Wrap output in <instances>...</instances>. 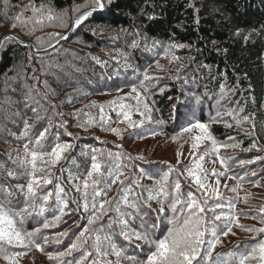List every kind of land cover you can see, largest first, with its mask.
Instances as JSON below:
<instances>
[{"label":"trees","instance_id":"trees-1","mask_svg":"<svg viewBox=\"0 0 264 264\" xmlns=\"http://www.w3.org/2000/svg\"><path fill=\"white\" fill-rule=\"evenodd\" d=\"M86 2L87 0H0V38L5 34H12L21 40L30 41L35 49L47 48L69 29L71 23L64 32L50 38H43V34L38 37V30L34 31L36 34H26L34 26L11 27V21L16 15L28 18L25 19L28 22L29 18L34 21L37 17L38 14L31 16L25 12L24 5L45 4L55 13L67 12L73 20L78 14L73 11L74 6L84 5ZM253 29L256 32H252ZM237 30H240V35H236ZM250 32L251 37L245 41L244 37ZM143 38L147 39V46ZM134 40L140 41L139 47H130ZM153 41L158 43L153 46ZM171 44L186 47L172 48L166 53ZM121 52L129 54L126 60L120 55ZM168 53L169 64L162 67L160 72L164 74L163 83L168 86L162 88L161 94L151 93L149 89L151 95L148 96L144 87H140L143 73L147 70L154 79V74L159 69L157 62ZM105 61L106 64L103 63ZM126 62L131 67H124ZM133 84L149 106L151 120L145 119L136 110V100L133 98L135 94L127 95L131 93ZM149 84L145 82V87ZM181 87L193 89V94L197 96L185 97ZM117 88L122 91L118 92ZM222 89L227 93L223 98ZM30 94L31 99H26ZM117 97H124L122 102L131 106L133 120L144 119L139 128H129L126 122H122L123 117H118L117 112L108 107V102ZM194 97L197 99L194 100ZM6 98L12 103L7 102ZM175 101L177 103L173 104ZM92 102L105 106L104 113L110 118L111 127L122 130L120 136L99 126V107H85ZM32 108L40 111L42 120H36ZM79 109H83L84 113H91L97 123L87 128L77 127L78 117L73 113ZM227 112L232 115L228 116ZM57 113H63V116ZM251 114H255L254 132L248 122L238 126L234 119L237 115L242 117ZM163 116H168L167 124L161 125L165 135L159 137L163 143H171L173 135L181 132V128L199 121L209 125L214 138L224 139L223 145L227 144L226 141L235 145L230 152L236 151L234 153H237V159L246 163H242L240 168L249 167L244 171L247 173V181L243 180L241 184L249 185L252 190L250 196L258 198L239 201L229 195L221 197L225 199V204L228 200H233L235 208L232 209V214L241 218L242 222L238 220L239 224L246 228L264 227L261 222L264 220V212H261L264 208V0H113L104 11L94 13L76 26L65 41L49 50L36 52L31 46L20 45L14 40L4 41L0 48V164L5 165L0 169V184L5 187L21 184L26 189L28 183L26 178L7 177L9 170H17L9 156L12 159L17 155L23 156V145L28 143L27 138L20 136L24 120L35 124L33 131L43 130L50 120L53 125L51 132L58 133L61 142L73 143L75 148L70 155L79 157L82 149L113 152L122 149L119 142L124 139L133 141L156 137V133L153 135L151 130L156 127V124H152L153 119H163ZM80 119L87 120L88 116L83 115ZM62 120L67 121L66 131L65 128L58 127ZM66 132L73 135L69 136ZM137 132L139 136L134 134ZM253 144L256 146L253 147ZM120 153L125 157L122 161L125 176H139L143 170L147 175L159 179L171 166L173 171L169 175V183L180 181L182 198L189 191L199 198L200 193L196 191L195 182L188 176L186 166L183 168L167 160L154 158L165 153ZM80 162L83 163V158H80ZM61 166L57 165L53 169L56 176L60 175ZM87 166L90 167V160ZM140 183L152 186L154 180L145 178ZM54 185L55 180L52 185L39 191L43 194L55 192ZM63 186L68 194L69 205L60 222H54L55 216L60 213L55 207L53 195L45 206L43 215L33 213L26 217L22 225L23 232L40 229L33 239L41 245L43 251L34 246H6L8 255L14 252L25 253L14 257L18 264H75L84 251H93L90 246L94 233H89V247L75 250L69 256L57 257L56 254L67 251L84 227L99 229L114 217V212L106 211L95 225L89 226L87 218L90 213H85L83 209L73 211L76 205L72 200L83 201L81 194L67 183L66 175L63 177ZM116 187L114 185L108 192V199L116 195ZM143 195L146 196L147 193ZM17 196L19 197L18 193ZM19 198L22 200V197ZM209 203L212 201L209 200ZM9 206L16 207V198H13ZM19 207L22 208L23 203ZM152 207H158L155 201H152ZM149 216L150 219L146 217L148 224L154 223L156 213L150 212ZM46 221L52 222L48 228L43 227ZM138 223L134 227H138ZM235 228L238 226L234 223L232 229ZM165 231L162 224L161 229L153 232V238H162ZM64 232L68 235L60 236ZM253 233V236L238 240H231L230 234H221L222 245L217 252H212L213 261L219 257L223 264V261L229 260L230 252H250L253 246L264 240V233ZM44 238H47V243ZM57 238L59 243L56 242ZM115 240L121 247L126 243L120 237ZM141 248L143 251L129 247L127 254L136 255L138 261L146 260L148 246L141 244ZM49 253L52 254L51 259ZM94 259L95 255L90 256L83 264H92ZM108 259L115 261V257L111 255ZM0 261L11 264L2 256ZM253 261L259 264L258 259ZM122 264L130 262L123 260Z\"/></svg>","mask_w":264,"mask_h":264},{"label":"snow or ice","instance_id":"snow-or-ice-1","mask_svg":"<svg viewBox=\"0 0 264 264\" xmlns=\"http://www.w3.org/2000/svg\"><path fill=\"white\" fill-rule=\"evenodd\" d=\"M112 2L113 0H87L84 5L74 6L73 11L77 12L78 15L73 28L79 26L94 13L104 11ZM31 7L34 16H36L44 6L41 5L39 9L35 6ZM43 18V15L39 16L36 23H42ZM55 18L49 8L47 19L51 21ZM14 19L20 20L21 17L18 15ZM31 19L29 18V20ZM12 26L16 27L15 24ZM64 26L66 27V25ZM121 31L125 30L121 29ZM252 32H256V30L253 29ZM252 32L244 37L245 41L251 37ZM236 35H240V30H237ZM14 38L13 36H6L4 41ZM60 39H66V37H60ZM4 41H0V46L3 45ZM143 42L147 46L146 38H143ZM157 43V41H153V46ZM139 45L140 41L134 40L130 47L137 48ZM176 47H186V45L171 44L166 49V53ZM120 55L126 60L129 54L121 52ZM96 59L98 63H101L98 58ZM103 63L106 64L107 62ZM124 67H131V65L126 62ZM157 67H162V65L157 62ZM152 79L153 77L145 70L143 80L140 81V87H144L145 92H147L145 82L151 83ZM117 91H122V89L117 88ZM133 93L135 94L133 98L136 100V110L142 117L151 120L149 106L144 102V97L135 84L132 85L131 93L127 95L131 96ZM224 95H227V93L222 89V98ZM26 99H31V97H26ZM6 100L12 103L8 98ZM123 100L124 97H117L115 100L108 102V107L116 111L118 117L122 116V122H126L129 128H139L144 123V119L133 120L131 118V106L123 103ZM85 107H99V126L106 131L115 133L117 136L121 135V129L111 127L110 118L104 113V105H96L95 102H92L90 105H85ZM31 111L37 121L43 119L37 108H32ZM240 111L242 112L243 109ZM57 115L63 116V113H57ZM73 115L78 117L77 127L87 128L97 123L91 113H84L83 109L77 110ZM83 115L88 116V119H80ZM228 115H232V113L230 112ZM234 119H236L238 126L248 122L253 132L255 131V114L242 117L237 115ZM52 126L49 120L48 126L44 127L43 130L33 131L36 127L35 124H29L27 120L23 121V131L20 132V136L27 138L28 143L23 145V156L17 155L15 159H12L11 155L9 156L17 170H9L7 177L28 179L26 189L21 184L9 187L0 184V256L10 261L11 264H18L14 257L23 256L25 253L14 252L8 255L7 247L21 246L28 248L34 246L43 251L41 245L33 239L35 233L40 232L39 228L35 229L34 232H23L21 230L26 217L31 216L33 213L43 215L46 211L45 206L53 195L56 201L55 207L60 213L55 216L54 222H60L66 214L65 210L68 209L69 199L63 186L65 175L67 183L77 193L81 194L83 201L81 203L73 199L72 203L76 205L73 211L78 212L83 209L85 213H90L87 218L89 226L95 225L106 211L115 213L106 226L99 229L84 227L67 251L56 254L57 257L69 256L75 250L89 247L87 243L89 233H94L91 237L92 243L90 246L93 251H84L80 260L75 261V264H83L86 258L93 255H95V259L92 264H122L123 260L129 261L130 264H222L219 257L213 261L212 252L221 243V234L227 236L232 233L234 223L247 231L264 233V227L246 228L245 225L239 224L238 218L232 214V209L235 208L233 200L230 199L225 204L217 187H213L209 191V186L204 182L207 173L199 163L194 165L195 170L187 168L186 171L188 176L194 180L197 186L196 191L200 193V196L198 198L195 193L189 191L187 196L182 198L180 181L176 180L169 183V175L173 171L171 166L169 171L164 172L159 179L147 175L143 170H141L139 176H125L123 171L125 165L122 162L125 158L123 153L101 149H82L79 157L70 155L75 145L69 142H61L60 135L51 132ZM228 126L231 127V125ZM58 127L65 128L66 131L67 121L62 120ZM194 128L199 129L201 135L194 137L196 142L192 144L193 149L198 147L200 141L206 139L211 141L212 149L217 150V141L212 136L208 124L199 121L189 123L187 127L181 128V132L177 135L190 132ZM66 134L73 135L67 132ZM134 134L139 136L138 132ZM12 135H15V133H12ZM175 138L176 136L173 137V139ZM231 146L235 147V145ZM255 146L253 144V147ZM80 158H83V163L80 162ZM127 158L131 159V157ZM139 158L143 159V157ZM199 159L203 160L204 155H201ZM89 160L90 167L87 166ZM221 163H224L222 159ZM57 165H62L59 169V176H56L53 172ZM4 167L5 165L0 164V169ZM197 172L203 173V175H198ZM212 175L219 177L223 176L224 173H217L213 170ZM145 178L153 179L154 184L152 186L142 185L140 181ZM54 180L55 192L48 191L47 194H43L39 191L47 185H52ZM219 183L220 181L217 179L216 185H219ZM114 185L117 186L116 195L108 199V192L112 190ZM137 189L142 191L138 192ZM232 191L235 192L236 189L233 188ZM17 193L19 197H22V200L17 196ZM143 193H147V195L144 196ZM13 198H16V207L9 206L12 204ZM209 200L212 201L211 204ZM39 201H43V203H39ZM152 201H155L158 207L153 208ZM21 203H23L22 208L19 207ZM150 212L156 213L155 222L152 224H148V219L151 218L149 216ZM169 212L171 213L170 216L168 215ZM261 212H264V208L261 209ZM137 222H139L138 227H134ZM261 222L264 223V220ZM51 223L46 221L43 227L48 228ZM162 224H164L166 231L163 233L162 238L154 239L153 232L161 229ZM232 234L234 235V233ZM67 235V232L60 233V236ZM116 237H120L123 242H126L123 247L116 243ZM44 240L47 243V238H44ZM56 242L59 243V238ZM141 244L148 246V253L146 260L138 261L136 255L127 253L129 247L143 251ZM48 255L51 259L52 254L49 253ZM110 255L115 257V261L108 259ZM228 256L229 260L223 261V264H250L251 261L257 259L259 264H264V240L259 241L247 254L230 252Z\"/></svg>","mask_w":264,"mask_h":264},{"label":"rangeland","instance_id":"rangeland-1","mask_svg":"<svg viewBox=\"0 0 264 264\" xmlns=\"http://www.w3.org/2000/svg\"><path fill=\"white\" fill-rule=\"evenodd\" d=\"M42 5V4H41ZM41 5H29V6H25L24 5V10L25 12H27L29 15H33V11H32V7L31 6H35L36 8H40ZM43 9L41 10V12H38L37 17H35V19H33L34 21L30 20L28 22V19L26 17H22L21 21H18L16 19H13L11 21V27L13 24L16 25V27H19L20 25H27V26H34L33 28L29 29L28 32L26 34H36L34 31H37V36L41 37L43 34V38L45 37H49L50 36H57V34H61L62 32H64L67 27L70 25L72 17H70V15L67 12H59V13H55L54 11H52V14L56 17L55 19L49 21L47 19V13L49 10L48 5H43ZM66 13V14H65ZM43 15V21L42 23H36V19ZM21 22V23H20ZM28 22V23H27ZM66 25V27L64 26ZM20 28V27H19ZM43 41V40H42ZM169 53L167 55H165L162 59H160V65H162V67H164L165 65H168L170 57H169ZM162 67H159V69L156 70L155 74H154V79L152 80V82L147 85V94L148 96L151 95L149 92V89H151V93L156 92L157 94H161L162 92V88H164L165 86H168L167 84L163 83L164 80V74L160 73L161 70L163 69ZM159 72V73H158ZM181 90L183 92V94L186 96H197L195 94H193V89H188L186 87H181ZM146 93V92H145ZM32 95L30 94V97ZM114 97V96H113ZM201 97L199 96L198 99H200ZM197 99L196 97H194V100ZM104 102V101H103ZM145 102V100H144ZM146 103V102H145ZM177 101H175L173 104H176ZM25 106L26 105V101H24ZM200 108V107H197ZM207 113V112H206ZM230 112H227V115ZM170 116V115H169ZM212 116V115H210ZM207 116V117H210ZM230 116V115H228ZM165 117V118H164ZM168 116H163V119L160 118H154L153 119V125L156 124V127L151 129L153 130L152 133H156V137H148V138H144V139H140V140H122L121 142H119V145L122 147L121 150L115 151L113 150V152H126V151H130V152H163L165 154H161V155H157L154 156V158L160 159V160H167L171 163H173L176 166L179 167H185V169L187 168H193V170H195L194 165L196 163H199L202 168L205 170V172L207 173L206 179L204 180V182L209 186V191H211V188L213 187H217L218 191L220 192L221 196L224 195H229L231 196L230 198H238L239 201H246V200H256L258 197H254V196H250L251 193V189L249 187V185H245V184H241L243 180L247 181L246 175L247 173L244 171H247L249 169V167H244L245 169H241V162H243V164H246L244 161H242L241 159H237V153H234L236 151H232L230 152V150L232 149V144L231 141H226L225 145L228 146H224L223 147V140H217V138H215V140L217 141V150H213L212 149V144L211 141L209 140H202L198 143V147L193 149L192 148V144L194 142H196L194 140L195 136L201 135L200 130L199 129H192L190 132H186V133H182L180 135H177L178 133L174 134V136H176L175 139L172 138V142H166L163 143L160 140H162L161 135H165L162 126H165L167 123V119ZM172 117V115L170 116V118ZM162 119V120H161ZM163 122V123H158V122ZM196 123V122H195ZM166 138V137H165ZM164 138V139H165ZM234 148V147H233ZM239 152H242L240 150H238ZM207 153V154H205ZM201 155H204V159L200 160L199 157ZM221 159L224 161V163H221ZM179 161V163H178ZM215 170L217 173L219 172H223L224 175L223 176H214L212 175V171ZM198 175H203V173L197 172ZM257 177V175L255 176ZM191 178V177H190ZM192 179V178H191ZM217 179H219L220 183L219 185H216V181ZM256 180H258L256 178ZM192 182H194V180L192 179ZM235 188L236 191L233 192L232 189ZM228 192H231L230 194H228ZM223 201H225V199H223ZM239 222L241 220L240 217H238ZM234 233V235L232 234ZM232 233H230V237L231 240L234 239H243V238H247L250 236H253L254 233L245 230L244 228H240L238 227L237 229H232ZM221 240V239H220ZM222 241L221 243L218 244L214 249L213 253L217 252L218 248H221L222 245ZM215 255H218V253H216ZM0 264H3L2 261H0ZM250 264H258L255 261H251Z\"/></svg>","mask_w":264,"mask_h":264},{"label":"water","instance_id":"water-1","mask_svg":"<svg viewBox=\"0 0 264 264\" xmlns=\"http://www.w3.org/2000/svg\"><path fill=\"white\" fill-rule=\"evenodd\" d=\"M77 15H78V14H77ZM77 15H76V16H77ZM76 16L73 18V20H72V22H71V25H70L69 29H68V30H67V31H66L61 37H66V39H67L68 36L70 35V33L75 29V28H73V24H74V21H75V19H76ZM6 36H13V37H15V36L12 35V34H5V35H3V36L0 38V41H4V38H5ZM66 39H60V38H59V39H57L52 45H50V46L47 47V48H43V49H35V48L33 47V44H32L30 41L21 40V39H19V38H17V37H15L14 39H11V40H14L15 42H17L18 44L23 45V46H31V47L33 48L34 51L39 52V51H46V50H49V49L55 47L56 45H58L59 43L65 41ZM0 48H1V46H0Z\"/></svg>","mask_w":264,"mask_h":264},{"label":"bare ground","instance_id":"bare-ground-1","mask_svg":"<svg viewBox=\"0 0 264 264\" xmlns=\"http://www.w3.org/2000/svg\"><path fill=\"white\" fill-rule=\"evenodd\" d=\"M39 15V14H38ZM17 16V15H16ZM171 43V42H170ZM138 62V61H137ZM92 86V85H91ZM175 106V105H174ZM174 112V111H173Z\"/></svg>","mask_w":264,"mask_h":264}]
</instances>
